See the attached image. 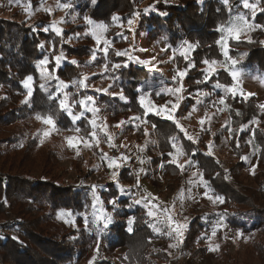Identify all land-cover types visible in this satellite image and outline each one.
I'll list each match as a JSON object with an SVG mask.
<instances>
[{"label": "rangeland", "instance_id": "rangeland-1", "mask_svg": "<svg viewBox=\"0 0 264 264\" xmlns=\"http://www.w3.org/2000/svg\"><path fill=\"white\" fill-rule=\"evenodd\" d=\"M213 1L96 0L93 4L92 0H0L1 41L6 42L14 33L28 32L29 36H36L39 40L36 47L43 51L29 64L31 73L18 76L20 91L6 90L0 83V98L7 96L26 110L24 113L16 109L15 122L0 125V132L13 130L23 140L15 157L22 158L24 169L41 179L44 190L50 180L57 181L56 190L61 194L64 192L60 190L67 193L73 185H84L83 190L87 192L109 185L114 191H126L128 199L141 206L142 218L150 222L153 230L160 231L154 230L156 236L150 239V248L131 257V264H264V259L256 254L264 252L263 230H246L254 221L264 223V216L239 211L243 205L232 200L228 193L234 181L236 185L249 184L256 204L264 205V185L261 191L257 187L259 181L264 183V170L259 164L261 156V163L264 162V155L254 146L253 136H248L256 127L264 134V110L259 107L264 105V69L247 63L253 59L248 56L254 47H264V18L257 17L264 13L261 11L264 0H249L257 5L255 16L252 9L244 7L243 0H221L228 6L232 18L224 26H218L221 33L211 40L216 42L214 49L205 44L212 37L196 34L201 33L200 29L217 27L219 21L213 12ZM179 7L188 11L191 15L188 18H197L188 21L179 17L180 12L177 16ZM104 9L106 12L100 14ZM239 16H244L250 27L243 29L238 40L228 38L231 57L228 60L217 41L228 36L222 28L233 23L243 24L237 21ZM194 23L200 26L196 33L191 31ZM101 24L105 26L103 30L96 27ZM56 29H60L59 34ZM94 32L98 39L93 37ZM117 52L123 55L118 56ZM204 60L217 61L211 65L216 71L208 79L205 77L209 65ZM232 71L238 74L235 82ZM178 72L185 75L181 78ZM28 77L32 78L28 81L30 96L24 84ZM217 83L235 84L236 96L226 94V88H217ZM177 88L182 91L176 92ZM26 97L27 102L22 103ZM85 97L92 98L85 101L86 108L80 105ZM221 98L225 104L219 103ZM61 100L67 104V110L61 109ZM39 101L44 104L52 101L54 108L50 110ZM56 105L68 115L72 125L58 120V115H54ZM146 106L155 107L145 114ZM161 108L163 111L157 115ZM38 114L51 116L55 122L47 137L42 133L51 126L37 120ZM201 119L205 120L203 125L199 123ZM92 121L97 124L100 143L96 146L91 141L92 146L85 147L79 141L91 139ZM70 136L77 138L76 147L69 146L66 138ZM108 136L113 137L114 147L109 146ZM27 139L30 143L24 147ZM193 154L208 156L219 164L213 166L210 174L215 169L223 170L218 180L229 183L227 199L216 194L204 179ZM113 159L119 167L108 166ZM177 164L184 165L183 169ZM10 184L12 188V180ZM112 195L110 190L101 198L109 202ZM216 197H221L223 203ZM37 198L33 207L40 204L48 211L47 203L38 202L41 194ZM54 203L57 220L49 219L43 227L55 240L71 227H77L76 218L81 225L87 223L89 216L99 222L113 219L98 201L84 208L66 205L68 202ZM7 204L2 201L1 206L7 207ZM149 210L155 215L148 216ZM0 211V222L10 218ZM117 212L116 209L112 214L115 220L125 218V214ZM231 214L236 220H243L244 227H232L227 220ZM169 215L173 220L171 226L167 220ZM139 217L136 214L132 218ZM177 224L185 225L179 236L174 231ZM214 228L215 236L212 235ZM74 243L77 247L78 243ZM216 246L217 251H209ZM124 250L119 246L102 257L112 264H120V256L127 260Z\"/></svg>", "mask_w": 264, "mask_h": 264}, {"label": "trees", "instance_id": "trees-1", "mask_svg": "<svg viewBox=\"0 0 264 264\" xmlns=\"http://www.w3.org/2000/svg\"><path fill=\"white\" fill-rule=\"evenodd\" d=\"M213 5V12L218 16L217 19L219 21L217 27L214 26L211 30L207 27V29L203 30L200 29L197 23H194L191 25V31L196 33L195 31L200 29L201 33L196 34L202 35V37H212L205 44L211 45L214 49L217 45L216 42H211V40H213V36L220 35L221 32L218 26H224L232 18V15L229 9H227L228 6L223 1L214 0ZM184 10L182 7L177 8L178 13L176 15L179 16L180 12L179 17H184L188 21L197 18H188L191 15H189L188 11ZM99 12L100 14H104L106 11L104 9ZM257 17L264 18V13H260ZM257 17L255 18L257 19ZM38 43L39 40L36 36H29L28 32L14 33L6 42H2L0 39V83L6 90H21L19 84L20 75L24 76L31 73L28 67L29 64L36 58L35 56L43 52L36 47ZM218 51L220 52L219 49ZM248 58L253 59L248 60L247 63L255 64L258 69H264L262 68V64L264 63V47H254V52L249 53ZM40 96L42 97V95ZM40 104L47 105L50 110L54 108L52 101H49L48 104H44L43 102H40ZM16 109H20L26 113L24 107L12 103L9 97H1L0 125L15 122L14 113ZM54 115H58V120H62L61 122H64V125H72L70 124L72 122L68 115L62 110L59 111L57 105ZM259 132L260 129L256 127L252 134L248 136H253L254 146L260 155H264V134H260ZM0 134L3 135L0 138V144L2 145L0 147V209L10 217L8 220L6 218L0 222V229L6 230L0 232V264H88L89 260L93 261L92 264H112V261L106 260L102 256L112 253L119 246L126 249L124 251L127 258V260H124L120 256L119 263L131 264L129 262L132 260L131 257H136L150 248V239L156 236L154 235V230L150 222L142 218L144 210L141 206L134 204L128 199L126 191L119 189V191H114V188L109 185H100L95 187L94 191L88 190L87 192L83 190L84 185H73L67 189V193L60 190L64 192V194H61L58 191L59 189L56 190L57 187L55 185L57 181L50 180V185L48 184L46 188V190H49V194L45 193V184L40 183L41 179L37 176H32L27 169H24L25 167L21 165L22 158L16 159L15 157L20 147L23 146V140L18 139L13 130L7 132L1 131ZM30 139L25 141L24 147L29 145ZM192 156L198 163V169L201 170L202 176L208 180L214 192L227 199L226 186L229 187V183H223L218 180L224 174L223 170L215 169V173L210 174L213 166H219L218 163L214 162L215 159L208 156L200 157L196 154ZM262 157L259 158V164L264 170V162L261 163ZM15 179L16 181L13 183ZM11 180L12 188L10 184ZM220 183L224 186L217 187V184ZM263 185L264 183H261V181L257 184L260 191ZM110 190L113 192V195L109 198L110 201L107 202L101 196L104 193H110ZM250 190L249 184L240 183L236 185L234 181V185L229 187L228 193L232 196V200L243 205L242 208H239V211H251L264 216V205L256 204V197L253 193H250ZM38 194H41V199L38 202L47 203V206H44L48 211L43 209L40 204H37L36 208L33 207L32 204L38 199ZM2 201L8 203L7 207L1 206ZM94 201L102 204L106 212L110 213L113 219L109 220V222H99L93 221L89 216L87 223L81 225L77 223L76 218L77 227H71L58 240H55V236L49 235L50 233L43 227V224L47 223L49 219L54 218V220H57V208L54 202H68L66 205L84 208L91 206ZM116 209L118 214L120 212L125 214V218L115 220L112 214H114L113 211H116ZM10 214L11 216H9ZM136 214H140V217L138 219L132 218ZM235 217L232 214L229 215L227 220L230 225L234 228L244 227L245 223L243 220H236ZM129 218L133 219L131 231L128 230ZM255 228L263 230L262 232L264 233V223H258V221L252 222L246 227V230H254ZM6 232H11V235ZM164 232L168 235L166 231ZM50 241L53 243H50ZM74 242L78 243L77 247ZM256 254L260 255L259 258L264 259V252ZM93 257H95L94 260ZM84 259L86 260L83 263Z\"/></svg>", "mask_w": 264, "mask_h": 264}, {"label": "snow or ice", "instance_id": "snow-or-ice-1", "mask_svg": "<svg viewBox=\"0 0 264 264\" xmlns=\"http://www.w3.org/2000/svg\"><path fill=\"white\" fill-rule=\"evenodd\" d=\"M92 3L95 4V3H96V0H92ZM243 3H244V7H245V8H250V9H252V15L255 16V14H256V10H257V5H256V4H253V3H249V0H243ZM60 6H61V7H65V8L68 7V5H60ZM45 11H49V10H48V9H45ZM261 11H264V9H261ZM161 15H164V13H161ZM85 19L87 20L88 18L86 17ZM113 19L115 20V19H117V17L114 16ZM237 21H243V24L233 23L231 26L227 27L226 29H223V28H222V29H221L222 31H225V30L227 31L228 36H226V37H225V36H222L221 39L217 41V44L221 45V47L224 49V55H225V57H226L228 60H231V57L228 56V38L231 37V38H233V39H237V40H238L240 34H241L242 31H243V29H244L245 27H250V26L248 25V21L245 19L244 16H239V17H237ZM88 22L91 23L90 20H89ZM128 23L131 24L132 21L129 20ZM53 27H55V25H53ZM96 27L99 28V29H101V30H103L105 26L101 24V25H97ZM255 27H260V26H259V25H256ZM56 31H57V34L60 33V29H56ZM93 37H94V38H97L95 32L93 33ZM97 39H98V38H97ZM98 42H99V41H98ZM106 43H107V42H106ZM189 47H192V46L189 45ZM105 51H106V49H105ZM116 54H117L118 56H119V55H123V53H121V52H117ZM59 59H60V57H57V60H59ZM203 63L206 64V65H209V68L206 69L207 75H206V77H205V79H208V78H209V77H210V76L216 71V69L213 68V67H211V65H215V64L217 63V61H215V60H213V61L204 60ZM233 63H235V61H233ZM113 67H119V65H113ZM230 74H231V76H232V78H233V81L235 82L236 79H237V75H238V74H237L235 71H232ZM177 75L180 76V77L182 78V77L185 75V72H178ZM31 79H32L31 77H28V78L25 80V82H24L25 87L28 88V95H29V96L31 95V91H32V90H31V88L28 86V81H30ZM174 79H175V77H174ZM199 82H200V81H197V83H199ZM81 83H83V81H81ZM41 87H43V85H42ZM216 87H217V88H226V89H227L226 94H227V93H231L233 97H235L236 94H237L235 84H233V86H225V85H221V84L217 83V84H216ZM168 91L171 92L172 90L169 89ZM175 91H176V92H180V91H182V88H177ZM201 94H202V95H206L205 93H201ZM157 95H159V93H157ZM248 95H252V94L249 93ZM51 98H52V95L50 94V95H49V99H51ZM27 99H28V97H26V98H25V101H22V103L27 102ZM91 99H92L91 97H85L83 100L80 101V105H81L82 107H85V108H86L87 105H86L85 101H86V100H91ZM121 99H124V97H123L122 95H121ZM219 103H220V104H225V99H224V98H221L220 101H219ZM141 105L144 106V98H143V97H141ZM60 106H61V109H63V110H67V109H68V106H67V104L65 103L64 100H61V101H60ZM154 107H155V106H146L145 114H147V112H149V111H153V110H154ZM174 107H175V106H174ZM259 107H260L262 110H264V105H259ZM92 111H95V109H93ZM162 111H163V108H161L160 111H157L156 114H157V115H160ZM168 118H169V119H172V116L169 115ZM36 119L39 120V121H41L43 124H46V125L51 126V128H50L49 130H46V131H44V132L42 133L43 137H47V136H49V135L51 134V129H52V128H55V122H54V120L52 119V117H51V116H41V115L38 114V115L36 116ZM74 119H78V117H74ZM207 119L210 120L211 118H210V117H207ZM91 123H92V127H93V131L89 134V136L91 137V139H88V138H82V139H80V141H79L80 143H83V145H84L85 147H91V146H92L91 141H95V142H96V146H98L99 143H100L99 139L97 138V132H96L97 124H96L95 121H92ZM122 123H123V122H121V124H122ZM199 123H200L201 125H203V124L205 123V120H204V119H201V120L199 121ZM119 126H120V125H117V127H119ZM178 126H179V125H178ZM75 131L78 133V132H80V129L77 128V129H75ZM188 138H189V139H192L191 137H188ZM66 140H67V142H68V144H69L70 147H76V146H77V138H76V137H71V136H70V137H67ZM112 141H113V137H112V136H108V137H107V142H108V144H109L110 147H114V144L112 143ZM41 142H43V140H41ZM173 146L175 147V144H174ZM170 155H171V153H170ZM104 156H106V154H104ZM242 159H243V158H242ZM142 162H143V161H142ZM172 162L175 163V162H176L175 159H174ZM108 166H109L110 168H111V167H119V165L116 163V160H115V159H113V160L109 163ZM177 166L180 167L181 169H183V167H184V165H180V164H177ZM112 175H113V178L115 179L116 173L113 172ZM205 195H207V193H205ZM209 199H211V197H209ZM215 199H216V200H219L221 203H223V199H222L221 197H216ZM214 202H215V201H214ZM137 203H140V201H137ZM146 206H147V205H146ZM153 207H155V206H153ZM167 211H168V210L165 209V212H167ZM147 215L150 216V217H152V216L155 215V213H154L153 211L149 210L148 213H147ZM167 220H168L169 226H171V224L173 223V220H172V217H171L170 215L167 217ZM132 223H133V219H132V218H129V220H128V224H129V228H128V230H129V231L132 230V229H131V225H132ZM184 227H185V225H183V224H177V225H176L174 231L176 232L177 236L181 235V229H183ZM154 230H155V231H160V229H158V228H154ZM215 234H216V229L214 228V229H213V232H212V235L215 236ZM237 235L239 236V235H241V234H240V233H237ZM175 246H176V245H170V247H175ZM217 250H218V246H216V247H210V248H209V251H217ZM94 259H95V257H93V260H94ZM89 264H92V261H89Z\"/></svg>", "mask_w": 264, "mask_h": 264}]
</instances>
